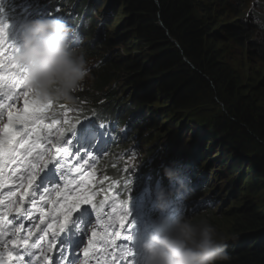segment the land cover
Masks as SVG:
<instances>
[{
  "label": "clouds",
  "instance_id": "clouds-1",
  "mask_svg": "<svg viewBox=\"0 0 264 264\" xmlns=\"http://www.w3.org/2000/svg\"><path fill=\"white\" fill-rule=\"evenodd\" d=\"M225 1L229 5L228 10L231 14L219 18L220 29L227 24L235 25L243 34L242 44L249 46V51H246L263 62L264 0L248 1V4L241 9H237L236 0ZM255 2L260 6L257 9ZM112 5L122 9L119 0H39L37 3L35 0H0V24L7 22L13 26V29L15 25L22 26L18 35L10 32L9 29L8 33L9 43H14L18 49L15 61L25 70V87L40 101L57 105V111H60V105L65 106L68 108L65 109L68 116L78 114L77 118L86 124H92L95 119H99L103 109L123 106V102L136 104L140 109H149L154 113L152 130L140 129L134 135L137 140L135 144L107 146L101 156L93 158L95 161L90 162L96 165L98 179L109 177L104 183L106 187L113 181L116 182L114 186L118 187L120 182L117 175L125 176L121 171H111L110 167L118 163L129 164L131 159L111 165L110 161L117 151L131 149L140 153L149 149L147 153H151L149 158L141 156L140 159H136L134 156V161L131 166L129 165L130 171L125 177L133 176L131 179L135 180L137 175L150 168L154 172L153 177L158 179L157 184L149 188L150 193L135 190L132 186L115 193L121 199H128L129 204H134L140 211L149 202L157 210L155 223L142 224L141 228L139 224L148 221L138 218L132 228L133 242L140 247H134L135 264H218V262L231 261L235 253L257 251L264 245V229L245 234L222 231L223 235H220L209 221L215 217L221 220L226 214L244 204L253 203L256 207L263 208L257 205V202H263L259 197L249 195L248 182L245 181L250 171L248 160L236 157L234 152H231L233 158H228L225 155L224 145L227 137L225 135L216 137L214 125L210 122L200 123L201 119H193L186 114L179 117L166 115L165 111L169 104L162 105L153 100H137L136 89L143 82L136 83L135 78H130L127 73L118 72L110 82H102V74L110 68L117 54L125 53L124 47L118 45L117 37L120 36V28L122 27L123 32L127 25L124 27H120L119 24L111 25L110 29L116 34L115 36H110L109 30L105 29L98 45L89 52L92 62L88 59V53L83 47L87 41L86 36L78 39L74 33L87 32L97 44L96 37L91 31L95 25L89 17L98 9L108 11L114 16L115 10ZM255 10H257L256 15ZM245 11H248L253 18L255 15L256 20L254 18L252 24L244 20ZM126 18L128 17L124 16L122 23ZM225 18L228 20L225 21ZM23 21L25 22L22 23ZM78 24L80 26L74 29L73 27ZM243 26H250L251 34L243 33L241 31ZM220 29L214 30V33L220 34ZM248 37L250 41L247 40ZM229 45L238 47L234 42L219 45L224 60L226 57L224 47ZM133 53L137 56L141 52L134 50ZM125 79L129 84L123 86L122 81ZM115 101L118 103H114ZM128 114L126 116L132 118ZM185 118L200 126L207 140H219L223 145L224 149L221 148L217 162L204 150L206 146L202 141L193 136L189 138L185 129L178 132L170 130L171 123L179 124ZM95 136L93 140H99L102 138V133L96 131ZM91 143L92 141L90 144L88 141L86 145ZM137 145L140 147H136ZM75 161L76 157H73L71 162L75 163ZM179 162L183 166H180ZM57 174L56 171L42 174L43 179L38 182L46 185L56 180ZM238 180H242V183L236 184ZM165 182L168 184L165 185ZM131 214L132 217H137L132 211ZM146 230L147 235L143 238L142 234ZM47 232L48 229L44 231ZM47 237L52 238L50 234ZM64 240L66 246L63 248L67 250L62 253L71 251L74 255L79 251L77 258L82 260L84 258L82 249H73L76 241L72 240V235L65 234ZM78 240L81 244L86 238H78ZM117 244L120 247L115 251L119 253L126 246V242L121 239ZM61 248L62 246L57 248L56 252ZM55 253L53 260L59 258L60 252L56 253L58 256ZM104 255L97 252L96 256L90 259L89 264H97V260ZM117 264L120 262L118 261Z\"/></svg>",
  "mask_w": 264,
  "mask_h": 264
},
{
  "label": "trees",
  "instance_id": "trees-1",
  "mask_svg": "<svg viewBox=\"0 0 264 264\" xmlns=\"http://www.w3.org/2000/svg\"><path fill=\"white\" fill-rule=\"evenodd\" d=\"M236 1L237 9H241L251 0ZM119 2L123 16L128 17L122 25H127L126 29L117 37L125 53L117 54L102 74V82L108 83L118 72H125L136 83L143 82L136 89L137 100L169 104L166 115L186 114L214 125L216 137H227L225 155L231 159L234 152L236 157L248 160L250 171L245 181L249 195L259 197L263 208L244 204L222 220L215 217L209 221L220 235L222 231L245 234L264 229V108L241 90L219 48L221 44L234 42L239 50L246 51L243 34L235 25L227 24L220 29L219 18L231 14L228 3L225 0ZM112 6L118 17L120 8ZM244 15L249 24L256 20V14H252L253 18L245 11ZM249 27L243 26L241 31L251 34ZM219 29L220 34L214 33ZM131 48L141 53L136 56L129 51ZM218 264H264V245L257 251L235 253L231 261Z\"/></svg>",
  "mask_w": 264,
  "mask_h": 264
},
{
  "label": "snow or ice",
  "instance_id": "snow-or-ice-1",
  "mask_svg": "<svg viewBox=\"0 0 264 264\" xmlns=\"http://www.w3.org/2000/svg\"><path fill=\"white\" fill-rule=\"evenodd\" d=\"M9 28L7 22L0 24V188L10 185L14 190L0 198V264H36L41 258L36 243L38 224L25 232V224L18 222L20 218L33 221L37 216L50 218L45 235L53 238L69 225L77 232L90 231L82 249V264H89L97 252L105 254L97 264H135L134 254L129 251L134 239L129 200L113 193L115 181L102 187L109 177L98 179L96 165L90 163L95 160L86 143L95 135L94 128L78 119V114L68 116L65 106L60 105L57 111V105L40 101L25 87V70L15 61L18 49L9 43ZM73 157L75 163L71 162ZM49 171L59 172L61 182L41 192L43 185L38 181ZM130 184L126 180L123 187L127 189ZM102 193L103 199L98 200ZM109 203L111 210L106 212ZM28 204L31 207H26ZM84 206L96 216V224L88 229L75 216ZM121 239L126 246L117 253V241ZM101 242L103 247L98 248ZM56 248L53 243L51 253ZM49 264H54L51 256ZM60 264L67 261L61 260Z\"/></svg>",
  "mask_w": 264,
  "mask_h": 264
},
{
  "label": "rangeland",
  "instance_id": "rangeland-1",
  "mask_svg": "<svg viewBox=\"0 0 264 264\" xmlns=\"http://www.w3.org/2000/svg\"><path fill=\"white\" fill-rule=\"evenodd\" d=\"M38 1L39 0H35V3H37ZM123 15L124 13L122 12V9H119V15L115 19L114 25L119 24L120 27L122 26L123 24L122 21L124 20ZM227 20L228 18H225V21ZM221 21H223V19H221ZM122 30L123 29L121 27L120 32H122ZM248 48L249 46L247 45L245 49L248 50ZM224 50L226 56L225 61L228 63V65L229 64L231 65L229 66L232 69L234 68V73L237 80L239 81L241 90L244 93H247L249 97H251L258 106L264 108V61L261 62L255 59L250 52L241 51L234 45L226 46L224 47ZM89 60L91 61V59ZM123 81H124V85L129 84V82L126 79ZM155 106H160V105H155ZM202 122L203 121H201L200 123ZM161 124L164 125L163 123ZM171 124L172 127H169L171 131L178 132L181 129H185L186 132L188 133L189 138L193 136L199 141H202L204 146H206L204 150L210 153L211 159L213 160L215 159L216 162L218 161V158L220 157V150L221 148H223L222 147L223 145H221L219 140H215V139L211 141L207 140L201 127L196 126L193 121H188L187 118H185L179 124H177L176 122ZM257 205L262 207L263 203L257 202ZM222 219L223 217L221 218V220Z\"/></svg>",
  "mask_w": 264,
  "mask_h": 264
},
{
  "label": "bare ground",
  "instance_id": "bare-ground-1",
  "mask_svg": "<svg viewBox=\"0 0 264 264\" xmlns=\"http://www.w3.org/2000/svg\"><path fill=\"white\" fill-rule=\"evenodd\" d=\"M253 1V0H251ZM248 4V3H247ZM255 7L257 9V2H255ZM260 7V6H258ZM262 9V8H261ZM255 10V14H256ZM102 12V13H101ZM248 12V11H247ZM249 15V14H248ZM250 16V15H249ZM117 18V12H115V15L112 16L108 11H103L101 9H98L96 11H93V16L89 17V20L92 21L93 25H95V28L92 27L91 31L93 32V34L96 37V41L97 44H95L96 42H94L91 37L89 36V34L87 32L84 33H74V35H76L79 38L86 36V43L83 44V47L86 49V52L88 53V59H90L89 57V52H91L92 49H95V47L98 45V41L99 39L103 36L104 34V30L108 29L109 30V35L110 36H115L116 34L110 29L111 25H114V21ZM80 26V24L76 25L75 27H73L74 29L76 27ZM96 45V46H95ZM123 86H124V81H122ZM95 146V145H94ZM93 147V145H92ZM91 150V149H90ZM191 158V157H190ZM189 160V159H188ZM194 160V158H193ZM183 166V165H181ZM242 183V180H238L236 184H240ZM207 184V183H206Z\"/></svg>",
  "mask_w": 264,
  "mask_h": 264
}]
</instances>
